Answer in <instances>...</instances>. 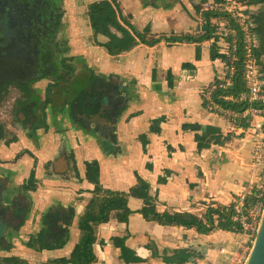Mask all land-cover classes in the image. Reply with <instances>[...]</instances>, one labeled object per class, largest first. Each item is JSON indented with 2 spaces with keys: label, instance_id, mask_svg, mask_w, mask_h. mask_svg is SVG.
I'll list each match as a JSON object with an SVG mask.
<instances>
[{
  "label": "crops",
  "instance_id": "obj_1",
  "mask_svg": "<svg viewBox=\"0 0 264 264\" xmlns=\"http://www.w3.org/2000/svg\"><path fill=\"white\" fill-rule=\"evenodd\" d=\"M69 2L73 3L74 38L83 52V60L102 77L124 80L133 92L129 97L132 101L121 113L117 135L120 151L115 164L107 159L112 166L106 165L90 152L89 143H86L84 158L87 164L97 159L96 167H86L88 176L93 177L97 173L104 188L127 197L129 211L125 223L111 216L107 223L99 226L92 247L93 264H186L184 260L177 263L170 257L184 248L196 249L200 242L207 254L213 248L219 249L223 261L217 264H224L227 256L221 254L220 249L234 247L239 237L236 232H224L216 224L208 225L206 222L204 225L212 228L206 234L195 229L147 222L139 213L143 200L134 189L138 178L149 184L150 196L156 198L158 214L185 213L201 219L208 207L234 206L237 195L245 187L250 172L249 136H227L226 131L232 122L239 125L246 122L215 114L205 109L203 101L205 91L223 71L224 46L219 40V32L224 29L225 19L209 17L207 21L205 17L206 13H211L206 11L209 4L216 1L176 0L166 7L148 4L145 0H114L122 16L130 22V33L143 35L150 42L148 46L136 44L131 51L114 60L91 43V31L89 33L88 22L82 13L85 3ZM249 17L251 20L252 16ZM149 27L154 30L153 34L146 32ZM178 28L186 31L184 34H190L188 38L193 39L192 42L170 43L167 38L170 33L167 32ZM205 34L206 40L196 41ZM254 34L257 51L263 57L261 35ZM156 41L157 44L150 46ZM158 49H163L161 53L167 50V53L153 55ZM186 64L194 66L195 70H185L183 66ZM259 68H264V62ZM260 78L264 80V71L260 72ZM197 138L205 141H197ZM228 179L232 180V188L226 193ZM46 194L54 204L74 206L73 194L65 189L56 187ZM40 196L45 197L43 193ZM46 199L43 198L45 206L48 203ZM85 205L86 202L81 203L79 211ZM33 218L21 236H16L15 258L24 264H48L53 259H70L78 239L75 226L70 231L71 241L65 251L38 252L27 247L30 234L33 238L42 227V218L35 222ZM113 239L123 241V246L130 253V263L124 261L123 252L113 244ZM133 251H138L137 254L145 260L134 258ZM197 264L208 262L197 261Z\"/></svg>",
  "mask_w": 264,
  "mask_h": 264
},
{
  "label": "flooded vegetation",
  "instance_id": "obj_2",
  "mask_svg": "<svg viewBox=\"0 0 264 264\" xmlns=\"http://www.w3.org/2000/svg\"><path fill=\"white\" fill-rule=\"evenodd\" d=\"M69 1L0 0V264H24L14 256L16 236L34 216V222L42 218V227L33 238L30 234L27 247L38 252L65 251L75 226L78 239L73 256L79 221L92 192L99 188L118 195L102 186L97 173L88 176L86 167H96L97 159L87 164L86 143L106 165L115 164L121 113L132 101H117L116 96L133 92L124 80L102 77L83 60ZM98 3L109 10L107 20L113 25H108L109 34H95L91 29L89 6ZM82 13L91 29V43L112 60L134 48L121 54L108 49L127 34L136 44H150L143 35L130 33V22L114 0H90ZM260 20L264 47V17ZM183 67L195 70L192 65ZM115 105L121 108L111 109ZM88 120H93L94 127ZM101 124L107 129L99 132L96 126ZM140 182L147 184L138 178L134 188L138 193ZM56 187L73 194L74 206L48 199L46 192ZM83 202L86 205L79 211ZM218 262L215 259L213 264Z\"/></svg>",
  "mask_w": 264,
  "mask_h": 264
},
{
  "label": "built area",
  "instance_id": "obj_3",
  "mask_svg": "<svg viewBox=\"0 0 264 264\" xmlns=\"http://www.w3.org/2000/svg\"><path fill=\"white\" fill-rule=\"evenodd\" d=\"M241 0H225L221 3L209 4L206 11L213 14L226 15L220 30L223 42V71L214 78V82L204 93V103L209 111L230 120H241L246 123L239 125L231 123L226 131L227 136L248 135L250 139V172L243 191L237 195L234 205L236 220L240 225L238 239L234 247L221 249V254L227 256L224 264H245L253 240L258 230L259 221L264 208V80L260 78L259 65L255 56L257 37L250 30V17ZM248 13V14H247ZM224 19V18H223ZM233 24L230 25L229 22ZM240 75L244 91L239 97L218 95V99L232 104L246 103L243 111L237 112L216 103L213 94L225 91L232 86V80ZM249 196L254 199L246 207Z\"/></svg>",
  "mask_w": 264,
  "mask_h": 264
},
{
  "label": "trees",
  "instance_id": "obj_4",
  "mask_svg": "<svg viewBox=\"0 0 264 264\" xmlns=\"http://www.w3.org/2000/svg\"><path fill=\"white\" fill-rule=\"evenodd\" d=\"M216 3H221L225 0H215ZM247 7L256 6L264 4V0H241ZM109 10L102 4H93L89 6L88 16L90 21L91 29L95 34H109L108 25L113 26L107 20ZM206 19L208 21L209 17H223L228 21L229 18L221 14L206 13ZM250 30L252 33L257 35L262 34V23L260 18L252 17L250 20ZM230 25L233 24L232 21L229 22ZM121 33L127 34L122 28L118 29ZM125 36V35H124ZM129 35H126L123 40H117L109 50L121 54L123 52H128L135 45L136 42L132 39H128ZM208 37L205 34L201 36L196 41L206 40ZM189 40H192L191 38ZM255 56L259 66H263L264 59L262 60L261 53L255 51ZM263 69L259 68V72H263ZM244 91L243 81L240 75H237L232 80V86L225 91L218 90L213 94V99L216 103L220 104L224 108L232 109L237 112H241L246 107V103L232 104L230 102H225L218 99V95H231L235 98L239 97ZM205 141L204 138L200 139ZM145 142H147L145 140ZM142 190L137 194V196L143 200V207L139 213L143 215L147 222H152L165 227H183L185 230L195 229L198 232L206 234L211 231L212 228H207L204 225L206 222L208 225H214L224 232L237 233L240 231V225L236 220V214L234 211V206L229 207L217 205L215 207H208L201 219L192 217L185 213H173V214H158L156 211V198L150 196L149 186L143 182H140ZM93 193V198L89 201L84 215L79 221L80 237L79 242L74 248L73 256L70 259H59L54 262V264H93L95 262V256L93 253V244L96 240V232L100 225L105 224L109 221L112 213L120 221L125 223L129 215L126 203L127 197L122 195H115L109 191H103L97 188ZM254 197L249 196L246 201V207L250 206ZM214 229V228H213ZM113 244L120 247L123 252V258L126 263H130L132 260L130 257L129 250L123 246V241L119 239H113Z\"/></svg>",
  "mask_w": 264,
  "mask_h": 264
},
{
  "label": "water",
  "instance_id": "obj_5",
  "mask_svg": "<svg viewBox=\"0 0 264 264\" xmlns=\"http://www.w3.org/2000/svg\"><path fill=\"white\" fill-rule=\"evenodd\" d=\"M175 1L176 0H145V2L148 4L152 3V4H156V6L164 5L166 7L170 6ZM179 1L181 2V0H179ZM212 3H215V2H211V4ZM251 7H254L256 9L257 8L260 9L263 7V4L251 6ZM249 9H250V7H249ZM249 15H251L253 18L256 17L250 13H249ZM260 69H262V68H260ZM122 87H126V86L122 85ZM116 97H117V101H120V100H124V99L129 98L130 94L128 91V93L124 92L122 95H120L119 98H118V96H116ZM115 107L121 108V106L115 105L111 109H114ZM88 122L90 125H93V120H88ZM93 127H94V125H93ZM96 128H97L96 130H98L99 132H102L104 129H107V127L102 125V124L99 126H96ZM205 244L208 245L209 243L208 244L205 243ZM209 245H211V244H209ZM189 248L190 247L184 248V249H182V251L179 250L175 255L170 257L171 260H175L177 263H180L181 261L184 260L186 264H197V261H203V262L207 261L208 264H213L211 254L215 253L214 248H213V251L211 253L208 252V254L203 249V243H201V242L196 245V249H189ZM139 249H142L143 251L149 252V250H147L145 248H139ZM137 252L133 251V253H134L133 257L136 259L145 260V258H143L141 255H138ZM218 252H219V249H218ZM245 264H264V208H263L262 215H261V218L259 221L258 230L256 232L255 238L253 240V243H252V246H251V249H250V252H249L248 257L246 259Z\"/></svg>",
  "mask_w": 264,
  "mask_h": 264
},
{
  "label": "rangeland",
  "instance_id": "obj_6",
  "mask_svg": "<svg viewBox=\"0 0 264 264\" xmlns=\"http://www.w3.org/2000/svg\"><path fill=\"white\" fill-rule=\"evenodd\" d=\"M86 1H88V0H80V1H77V0H75V3H77V4H84ZM243 4H244V2H243ZM84 7H85V5H84ZM247 11L251 14H253L254 16H256L257 18H263L264 17V9L263 8H254V7H250V9L248 8L247 9ZM207 23V22H206ZM208 24V23H207ZM207 24H205V28L206 29H208V26H207ZM209 25V24H208ZM88 27H89V33H90V31H91V29H90V26L88 25ZM157 28V27H156ZM87 29V22L85 21V30ZM180 29L178 28V29H173V30H169L167 33H170V36H168L167 38H168V41L170 42V43H175V42H192V40H189V38L188 37H190L189 35H187V34H184V33H186V31H179ZM191 31H195V29H192ZM146 32H148V33H150V34H153L154 33V30L152 29V27H149L148 29H147V31ZM196 32V31H195ZM192 33V32H191ZM193 34V33H192ZM158 43V41H156V43L154 42V43H152L150 46H154L155 44H157ZM163 49H158L157 50V52H153L152 54L153 55H157V54H163V53H167V50H164V52L163 53H161V51H162ZM199 50V55H201V53H202V50L199 48L198 49ZM150 54V53H149ZM152 54H150V55H152ZM263 58H264V55H263ZM227 182H228V186L226 187V193H227V191L228 190H230L231 188H232V186H231V182H232V180L231 179H228L227 180ZM222 201H225L224 199H222ZM215 253H213V255H212V259H218L219 260V262H221V261H223V256L222 255H219V252H218V249L217 248H215Z\"/></svg>",
  "mask_w": 264,
  "mask_h": 264
},
{
  "label": "bare ground",
  "instance_id": "obj_7",
  "mask_svg": "<svg viewBox=\"0 0 264 264\" xmlns=\"http://www.w3.org/2000/svg\"><path fill=\"white\" fill-rule=\"evenodd\" d=\"M249 254V253H248ZM247 257H248V255H247ZM247 259V258H246ZM246 262V261H245Z\"/></svg>",
  "mask_w": 264,
  "mask_h": 264
}]
</instances>
